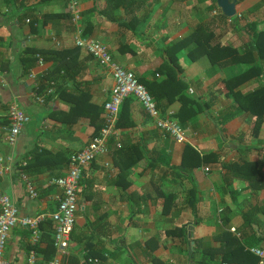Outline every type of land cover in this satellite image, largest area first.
<instances>
[{
    "label": "crops",
    "instance_id": "1",
    "mask_svg": "<svg viewBox=\"0 0 264 264\" xmlns=\"http://www.w3.org/2000/svg\"><path fill=\"white\" fill-rule=\"evenodd\" d=\"M70 1L0 0V155L8 167L0 192L13 199L19 216L56 210L61 189L52 180L66 174L68 158L104 125L113 77L77 46L79 38L104 44L144 83L165 79L155 72L161 52L177 44L185 104L164 98L157 108L158 117L177 121L186 140L164 135L139 100L128 97L123 122L132 125L115 127L107 152L81 177L69 246L45 260L40 238L37 264H234L227 262L231 251L237 258L247 251L261 264L251 249L264 250V43L256 54L248 51L254 32L264 30V0H235L236 15L226 20L216 0H142L130 9L131 0L117 9L110 1L75 0L77 21ZM133 16L144 20L129 26ZM216 45L227 51L212 53L211 62L207 55ZM28 47L40 55L24 75L19 58ZM43 75L46 94L54 95L45 101L36 93ZM14 101L29 122L10 147L4 129ZM29 236L23 227L11 229L9 264H25ZM243 239L241 252L234 242Z\"/></svg>",
    "mask_w": 264,
    "mask_h": 264
},
{
    "label": "built area",
    "instance_id": "2",
    "mask_svg": "<svg viewBox=\"0 0 264 264\" xmlns=\"http://www.w3.org/2000/svg\"><path fill=\"white\" fill-rule=\"evenodd\" d=\"M70 4L73 21H77L79 19L77 2L71 0ZM77 46L84 49L100 65L111 71L114 84L111 89L110 98L103 104L104 125L100 129L99 134L91 139L84 149L69 157L66 174L63 177L52 180V184L60 187L61 194L58 197L56 210L49 217L45 215L20 217L13 199L7 194L0 192V264H9L5 259V249L10 231L15 226L23 227L30 232L28 242L30 248L25 253V264H37L34 247L38 245L41 237L40 224L46 218H49L54 224L55 250L59 254L65 253L69 246L75 215L78 210V189L81 177L84 170L91 165L97 156L107 152V140L116 130L119 108L125 99L130 96L137 98L143 105L146 113L156 119V126L164 135L170 136L177 143H184L186 140L185 131L177 121L170 117H158V110L146 88L137 81L131 71L123 68L113 60L104 44L96 40L79 38ZM37 65L39 68L44 66L41 58L38 59ZM30 77L34 79L35 74L32 72ZM36 100L42 102L43 97L39 96ZM7 118L8 126L4 129L5 142L10 147H14L22 128L29 122V117L14 101L9 105ZM24 166H26V162H22L21 167L23 168ZM21 169H18L16 172L24 182L26 192L30 197L36 198L35 187L28 181ZM6 170H8V167L4 165V159L0 155V173ZM251 252L258 257L261 264L264 262V250L253 248ZM95 262L98 261L95 260ZM52 264L55 263L53 262Z\"/></svg>",
    "mask_w": 264,
    "mask_h": 264
},
{
    "label": "trees",
    "instance_id": "3",
    "mask_svg": "<svg viewBox=\"0 0 264 264\" xmlns=\"http://www.w3.org/2000/svg\"><path fill=\"white\" fill-rule=\"evenodd\" d=\"M108 1L113 2V7L112 8H119L123 5H126V2L128 0H105V2L107 3ZM215 1V0H214ZM238 1V0H237ZM135 2H142V0H131V2L129 3V6L127 5V8L130 9V6H132ZM95 8H93L92 10H94ZM219 10V8H217ZM103 15L105 17H107L106 13L103 11ZM222 19L226 20V18L224 16H221ZM110 19V18H109ZM142 20H140L138 17L133 16L131 17V19L129 20V22L127 23L130 26L134 27V25L140 24L141 21L144 20V17L141 18ZM112 20V19H110ZM34 23V22H33ZM36 23V22H35ZM128 25H124L125 27H128ZM251 44H252V49L250 51H248V53L251 54H256V47L262 43H264V30H256L253 34V37L251 39ZM176 45L173 46H169L166 47L164 50H162L161 55L163 58V64L162 66L155 72H157L160 75L165 76V79L160 81L159 83H155V82H150V83H144L142 82L140 79H137V81L142 84L147 92L149 93V95L151 96L153 102L155 103L156 109L158 110L157 106V102L160 101L161 99H167L168 102H173V101H180L181 104H185L184 102V98L186 97L185 95V90H186V84L182 81V79L179 77L180 74V67L178 65L177 62V58L175 56L176 53ZM212 52L208 53V58L209 60L212 62L214 57L212 56L213 54H218V53H225L227 51L226 47H221L219 45L214 46L212 49ZM36 55H40L39 51L35 48H25L22 51V54L20 55L19 61L20 63L23 65V74L26 75L29 73L30 70H34L35 69V62H36ZM259 70V69H258ZM260 71V70H259ZM245 78V76H243ZM44 75L40 76L38 78V88L36 90V93H38V95H44V101L47 98H50L53 95V92L50 94H46L48 91V89L50 88V86L45 85L44 83ZM242 80V79H241ZM47 83V82H46ZM127 102L126 99L122 102V104L120 105L119 108V114H118V120L116 123V127H122V126H131L132 123L128 122V123H124L123 120L125 117L128 118V109L126 108L127 106ZM257 127V125H256ZM256 127H254L256 129ZM27 163V162H26ZM69 163V158L67 161V165ZM28 163L26 164V166H24L22 169H26ZM18 168V167H17ZM40 231H41V239L42 237L46 240L47 243V248H46V252L48 254V257L45 260H49V259H53V256L55 254V246H54V224L50 219H45L41 224H40ZM237 246V248L242 252L245 246H247V242L243 239V243L242 245L239 244V242L235 241L234 242ZM30 246L27 245V249H29ZM34 249L36 250V247H34ZM232 253V257L231 259H227V262L229 263H234V264H246V259L247 258H253L254 261L252 264H255L257 259L256 257H253L250 253H247V251H243L244 256L242 257H235V253L233 251H231ZM224 257V256H223Z\"/></svg>",
    "mask_w": 264,
    "mask_h": 264
},
{
    "label": "water",
    "instance_id": "4",
    "mask_svg": "<svg viewBox=\"0 0 264 264\" xmlns=\"http://www.w3.org/2000/svg\"><path fill=\"white\" fill-rule=\"evenodd\" d=\"M216 4L224 17L230 19L236 15L235 0H216Z\"/></svg>",
    "mask_w": 264,
    "mask_h": 264
}]
</instances>
